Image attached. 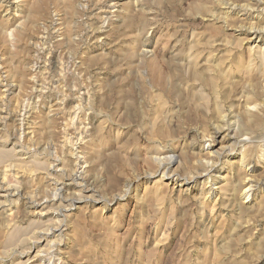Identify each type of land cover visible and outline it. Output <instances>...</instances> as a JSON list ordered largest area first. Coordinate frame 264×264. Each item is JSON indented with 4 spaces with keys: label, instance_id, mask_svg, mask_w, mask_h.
I'll use <instances>...</instances> for the list:
<instances>
[{
    "label": "rangeland",
    "instance_id": "1",
    "mask_svg": "<svg viewBox=\"0 0 264 264\" xmlns=\"http://www.w3.org/2000/svg\"><path fill=\"white\" fill-rule=\"evenodd\" d=\"M9 1L0 264H264V135L245 144L223 119L248 120L246 103L264 117V35H246L264 1ZM245 171L253 196L223 191Z\"/></svg>",
    "mask_w": 264,
    "mask_h": 264
},
{
    "label": "bare ground",
    "instance_id": "2",
    "mask_svg": "<svg viewBox=\"0 0 264 264\" xmlns=\"http://www.w3.org/2000/svg\"><path fill=\"white\" fill-rule=\"evenodd\" d=\"M9 1V0H8ZM263 1L264 0H259V4H261V3H263ZM6 2H7V0H6ZM28 2V1H27ZM8 3H10V4H16V2H15V0H11V1H9ZM7 4V3H6ZM109 4V6L111 7V8H113V7H116V4H110V3H108ZM224 5V4H223ZM96 6V5H95ZM102 6V5H101ZM244 6V5H243ZM18 7V6H17ZM234 7H235V5H234ZM251 7V6H250ZM105 8V7H104ZM253 8V7H252ZM261 8V7H260ZM7 9V8H6ZM99 9V8H98ZM101 9V8H100ZM232 10H234L233 8H231ZM254 9V8H253ZM236 10V9H235ZM8 11V10H7ZM6 11V12H7ZM222 11V10H221ZM224 11V10H223ZM237 11H238V13L239 12H242L243 14H241L242 16H246L247 15V11H246V8H242L241 7V9H237ZM250 11H251V9H250ZM114 12H116V11H106V9H105V11H102V15H101V17L100 18H102V19H108L109 17H111V16H113V13ZM214 12V11H213ZM14 13V12H13ZM92 13V12H91ZM212 14H214V13H212ZM227 14V13H226ZM115 15V14H114ZM221 15V14H220ZM225 16V15H224ZM227 18V17H226ZM244 18V17H243ZM91 20V19H90ZM93 20V19H92ZM240 20V19H239ZM99 21V20H98ZM105 21V20H104ZM88 22V21H87ZM101 22V21H100ZM225 22V21H224ZM242 22V21H241ZM105 23V22H104ZM252 23V22H251ZM258 24L256 25L255 24V26L257 27V28H253V27H249V29H248V32H247V39L248 40H250V39H252V38H256V37H263V35H264V19H261V20H258V22H257ZM241 24V23H240ZM88 26V25H87ZM102 26V25H101ZM244 27V26H243ZM6 28V27H5ZM7 29V28H6ZM237 30V29H236ZM9 31V30H8ZM8 33V32H7ZM9 34H10V31H9ZM46 35V34H45ZM9 36V35H8ZM11 37V36H10ZM219 43V42H218ZM264 45V44H263ZM263 47V46H262ZM230 49H231V47H230ZM213 50V49H212ZM232 51V50H231ZM251 52H253L252 50H251ZM253 54H254V52H253ZM255 57H254V59H259V67H260V69L261 70H259L258 72V79H259V83H260V85H261V90H262V92L264 91V49H256L255 50ZM190 56V55H189ZM253 56V55H252ZM184 57V56H183ZM228 57V56H227ZM253 58V57H252ZM37 59H38V57H37ZM208 59V58H207ZM187 60H188V58H187ZM188 61H190V60H188ZM251 61H252V59L251 60H249L248 61V64L250 63L251 64ZM185 62H186V60H185ZM184 62V63H185ZM188 64V63H187ZM186 64V65H187ZM217 66H218V64H216ZM227 65V64H226ZM188 66H190V65H188ZM214 66H215V64H214ZM217 66H215L216 68H221L220 66L219 67H217ZM44 68V67H43ZM210 68V67H209ZM213 68V67H212ZM218 69V70H219ZM212 70V69H211ZM217 70V69H216ZM215 70V71H216ZM214 71V70H213ZM220 71H222V70H220ZM224 76V75H223ZM2 77V76H1ZM33 77V76H32ZM62 78V77H61ZM36 82V81H35ZM4 87V92H10L11 91V89H12V86H10V85H2V88ZM32 87V86H31ZM34 87V86H33ZM61 91V90H60ZM63 93H64V91H62ZM3 94V93H2ZM1 95V94H0ZM33 95V94H32ZM263 95V94H262ZM43 96V95H42ZM41 96V97H42ZM45 97V96H44ZM27 98V97H26ZM55 98H57V97H55ZM60 99V98H59ZM61 100V99H60ZM246 105V107L244 108V112H245V115L246 116H248V117H250L248 120H240L238 117H232V118H229V114L231 113H229L228 115H224V117H223V119L225 120H227V122L229 121L230 122V119H232V126L234 127H231V130L230 131H232V133H233V135H234V137H241L242 139V142L243 143H248L249 141H251L249 138V136L248 135H250V134H252V131H250V129H252V128H256V129H258L257 131H258V133H262L263 132V135H264V117L263 118H261L262 116H259L260 115V113H258V115H254V114H252V111H256V109H257V106H255V105H253L252 104V106L250 107V106H247V103L245 104ZM249 105V104H248ZM251 105V104H250ZM260 107V106H259ZM263 109V108H262ZM257 111H259V110H257ZM256 111V112H257ZM264 111V110H263ZM55 112V111H54ZM259 112H261V111H259ZM23 113V112H22ZM264 114V113H263ZM76 116V115H75ZM74 116V117H75ZM264 116V115H263ZM221 117V116H220ZM0 120H3L2 119V117H0ZM73 120V119H72ZM3 123V122H2ZM226 125V127L228 126L227 124H225ZM231 125V124H230ZM222 126V125H221ZM221 126H220V128H221ZM23 127V126H22ZM217 127V126H216ZM223 127V126H222ZM228 128H230V127H228ZM224 129V128H223ZM25 130V129H24ZM32 131H33V129H32ZM218 131V130H217ZM257 131H255V133H257ZM23 132V131H22ZM262 135V136H263ZM261 136V135H260ZM249 137V138H248ZM264 137V136H263ZM262 137V138H263ZM21 138V137H20ZM262 138H260L261 140H262ZM30 139V138H29ZM66 141H68V140H66ZM259 141V140H258ZM262 141H264V140H262ZM15 146V145H14ZM204 147V146H203ZM228 147V146H227ZM226 147V148H227ZM260 147V145L258 146H256V148H259ZM27 148V147H26ZM260 148H262V147H260ZM228 150H230L231 149V147H229V148H227ZM256 150V149H255ZM222 151V150H221ZM257 151H259V150H257ZM224 152V151H223ZM221 153V152H220ZM16 154V153H15ZM208 154H210V153H208ZM248 155V154H247ZM202 158V157H201ZM247 158V157H246ZM252 158V157H251ZM250 157H249V160L248 161H250V159H251ZM73 159V158H72ZM160 159V158H159ZM163 159H161V161H159L160 163H159V167H162L161 165H165V163L167 164V165H171V164H173L174 163V158H172V157H169V158H167L166 160H164V161H162ZM200 160V159H199ZM246 160V161H247ZM261 160V162H264V157L263 158H261L260 159ZM245 161V162H246ZM18 162V161H17ZM29 163V162H28ZM199 165H201L202 167H203V171L205 172V174H207V175H210V174H208L207 172H209L210 171V169H212L211 167V165H212V163H210V161H208V159L207 160H202V161H200V163H199ZM251 165V164H250ZM261 165H264V164H261ZM9 166V165H8ZM56 167V166H55ZM165 167H166V165H165ZM12 168V167H11ZM9 169V168H8ZM202 171V172H203ZM15 172V171H14ZM248 172V171H247ZM206 175V176H207ZM252 175V174H251ZM204 176V175H203ZM249 174H247L246 173V171H245V174H243L240 178H239V181H238V183L237 184H227V183H229V182H227L223 187H225L224 189H223V191H235V192H231V193H229V194H232V195H238V192L240 193V192H242V194L243 195H246L247 196V198H249V197H251V196H253L254 195V191L255 190H258L261 186H262V183H260V182H255L254 180H251V178L250 177H252V176H249ZM211 177V176H210ZM208 178H209V176H208ZM204 179H205V177H204ZM207 180V179H206ZM72 181V180H71ZM259 181V180H258ZM61 183V182H60ZM64 183V182H63ZM231 183V182H230ZM62 184V183H61ZM64 185V184H63ZM60 186V185H59ZM68 187V186H67ZM66 187V188H67ZM222 187V188H223ZM54 189H56V188H54ZM220 189V188H219ZM62 191V187H60L59 189H57V191ZM75 190V189H74ZM222 190V189H221ZM9 191H10V189H9ZM9 191L7 190V189H4L3 190V195H2V197H9V196H14V195H9L10 193H9ZM59 191V192H60ZM55 192V191H54ZM4 193H7L6 194V196L4 195ZM14 193H16V192H14ZM55 194V193H54ZM54 194H52V195H54ZM241 194V195H242ZM201 195V194H200ZM224 195V194H223ZM16 197V196H15ZM55 197V196H54ZM18 198V197H17ZM53 198V197H52ZM47 200V199H46ZM75 200H77V199H75V198H72L71 200H69V202H70V205L69 206H71L73 203H74V201ZM79 200V199H78ZM58 202L57 201V199H54L53 198V200L52 201H47V203H49V204H51L52 202ZM43 201H38L37 199H36V201H32V202H29L32 206H38L39 208L40 207H42V206H44V204H45V201L42 203ZM63 202H65V201H63ZM231 203V202H230ZM66 204V203H65ZM10 205V204H9ZM52 205H54V204H52ZM67 206V205H66ZM2 207V206H1ZM62 209H65L64 207L65 206H60ZM264 207V206H263ZM34 208V207H33ZM57 208H59V206L57 207ZM246 208V207H245ZM263 209V208H262ZM57 211H58V209H57ZM60 211V210H59ZM58 211V212H59ZM262 211V210H261ZM65 212V211H64ZM58 215V214H57ZM56 218V217H55ZM51 231H54V232H56V231H61V229H59V226L58 227H54V228H52V230ZM60 236V235H59ZM57 238V237H56ZM55 238V239H56ZM53 243V242H52ZM52 248V247H51ZM55 248V247H54ZM57 249V248H56ZM50 251V250H49ZM51 252V251H50ZM46 257V256H45ZM49 262V261H48ZM53 263H54V261H53ZM55 264V263H54Z\"/></svg>",
    "mask_w": 264,
    "mask_h": 264
}]
</instances>
